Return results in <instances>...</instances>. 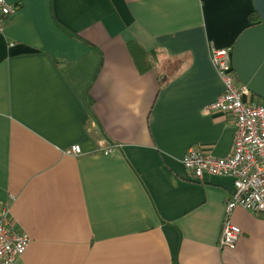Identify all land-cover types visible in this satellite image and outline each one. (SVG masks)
I'll use <instances>...</instances> for the list:
<instances>
[{
  "label": "crops",
  "instance_id": "crops-1",
  "mask_svg": "<svg viewBox=\"0 0 264 264\" xmlns=\"http://www.w3.org/2000/svg\"><path fill=\"white\" fill-rule=\"evenodd\" d=\"M6 2L0 211L30 239L22 264H264V218L242 209L219 247L233 180L182 164L231 155L232 117L205 111L224 92L209 49L253 26L251 1Z\"/></svg>",
  "mask_w": 264,
  "mask_h": 264
},
{
  "label": "built area",
  "instance_id": "built-area-1",
  "mask_svg": "<svg viewBox=\"0 0 264 264\" xmlns=\"http://www.w3.org/2000/svg\"><path fill=\"white\" fill-rule=\"evenodd\" d=\"M14 11L6 0H0V35ZM209 54L223 83L224 92L205 111L232 117L235 127L233 148L231 155L225 159L190 149L182 164L196 181L205 177H227L233 180L235 194L226 203L219 238L222 250L233 251L240 236V229L230 221L234 210L239 208L264 218V104L251 105L244 101L249 92L236 80L231 64L232 48L210 47ZM115 148H107L105 154H111ZM69 153L79 155L80 149L72 146ZM29 243L27 234L13 230L9 210L5 208L0 211V264H22L21 259Z\"/></svg>",
  "mask_w": 264,
  "mask_h": 264
},
{
  "label": "water",
  "instance_id": "water-1",
  "mask_svg": "<svg viewBox=\"0 0 264 264\" xmlns=\"http://www.w3.org/2000/svg\"><path fill=\"white\" fill-rule=\"evenodd\" d=\"M260 23L244 30L236 39L231 64L238 84L264 100V0H250Z\"/></svg>",
  "mask_w": 264,
  "mask_h": 264
},
{
  "label": "trees",
  "instance_id": "trees-1",
  "mask_svg": "<svg viewBox=\"0 0 264 264\" xmlns=\"http://www.w3.org/2000/svg\"><path fill=\"white\" fill-rule=\"evenodd\" d=\"M249 18H250L251 23L253 24V26L260 23V20H259L257 14L254 11L249 14Z\"/></svg>",
  "mask_w": 264,
  "mask_h": 264
},
{
  "label": "rangeland",
  "instance_id": "rangeland-1",
  "mask_svg": "<svg viewBox=\"0 0 264 264\" xmlns=\"http://www.w3.org/2000/svg\"><path fill=\"white\" fill-rule=\"evenodd\" d=\"M264 104V102H262L260 105H263Z\"/></svg>",
  "mask_w": 264,
  "mask_h": 264
}]
</instances>
